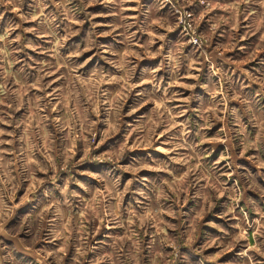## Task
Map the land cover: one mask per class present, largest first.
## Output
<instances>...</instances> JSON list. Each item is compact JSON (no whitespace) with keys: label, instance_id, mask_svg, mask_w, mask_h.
<instances>
[{"label":"rangeland","instance_id":"1","mask_svg":"<svg viewBox=\"0 0 264 264\" xmlns=\"http://www.w3.org/2000/svg\"><path fill=\"white\" fill-rule=\"evenodd\" d=\"M0 264H264V0H0Z\"/></svg>","mask_w":264,"mask_h":264}]
</instances>
